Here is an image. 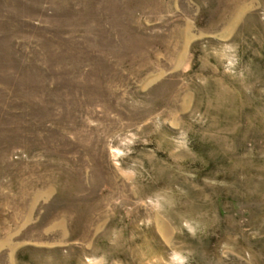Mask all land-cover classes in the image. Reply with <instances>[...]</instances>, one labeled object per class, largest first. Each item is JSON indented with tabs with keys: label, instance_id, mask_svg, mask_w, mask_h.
Listing matches in <instances>:
<instances>
[{
	"label": "rangeland",
	"instance_id": "1",
	"mask_svg": "<svg viewBox=\"0 0 264 264\" xmlns=\"http://www.w3.org/2000/svg\"><path fill=\"white\" fill-rule=\"evenodd\" d=\"M0 264H264V0H0Z\"/></svg>",
	"mask_w": 264,
	"mask_h": 264
}]
</instances>
